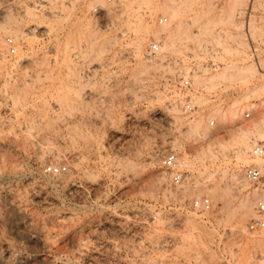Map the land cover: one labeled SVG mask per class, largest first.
<instances>
[{
  "label": "rangeland",
  "instance_id": "rangeland-1",
  "mask_svg": "<svg viewBox=\"0 0 264 264\" xmlns=\"http://www.w3.org/2000/svg\"><path fill=\"white\" fill-rule=\"evenodd\" d=\"M250 7L256 12L252 36L264 42V0H0V167L6 177L0 264L98 262L103 229L125 226L126 215L148 204L191 202L198 196L185 197L183 187L197 179L221 181L226 198L202 195L213 206L191 249L184 238L192 212L181 222L160 217L151 224L158 240L166 233L176 239L172 263L264 264V229H250L258 218L255 190L262 196L264 183L244 188L233 181L238 133L254 128L251 141L264 140V72L250 59L242 20ZM161 38L169 43L164 54L150 56L152 43L163 47ZM212 57L223 65L206 75L202 65ZM187 65L209 87L191 76V91H180ZM192 92L205 99L194 116L182 108L185 96L195 98ZM198 120L200 133H192L190 122ZM251 149L246 158L252 159ZM172 151L193 165L178 166L184 183L176 189L162 165ZM51 162L67 164L69 171L47 175ZM244 197L255 201L248 232L238 223L246 215L239 205ZM149 229L139 222L145 241ZM151 262L145 257L141 264Z\"/></svg>",
  "mask_w": 264,
  "mask_h": 264
},
{
  "label": "built area",
  "instance_id": "built-area-1",
  "mask_svg": "<svg viewBox=\"0 0 264 264\" xmlns=\"http://www.w3.org/2000/svg\"><path fill=\"white\" fill-rule=\"evenodd\" d=\"M255 13L254 8L249 9L242 20L250 44V59L256 63L259 70L262 67L259 50L264 46V42L262 40L256 41L252 36L251 20L255 17ZM161 22H167V18H162ZM8 44L14 53V39L9 38ZM160 48L159 42L152 43L149 47L150 56H155L160 51ZM222 65L221 62L212 57L202 65V69L206 75H210L219 71ZM259 71L263 72L262 70ZM191 74L193 73L181 75L179 88L183 93L191 91L193 87ZM182 102L184 112L190 116H194L201 109V106L189 94L183 98ZM245 116L246 118H252L251 112H246ZM209 123L212 127L216 126V119L211 117ZM250 155L254 158L264 156V140L253 144ZM177 161L178 154L174 151L165 154L162 160L163 170L171 176L173 189L184 183V173L177 169ZM68 171L69 166L65 163L51 162L44 167V173L51 176H59ZM245 173L252 186L259 188L264 183V165H249L245 168ZM5 180L6 177L0 167V194H2ZM212 206V201L207 196L196 197L191 202H184L183 204L174 202L169 205H163L156 202L145 205L140 210L135 211L136 213L133 212L132 215H126L127 217L123 221L125 226L110 224V226L103 229L97 248L99 260L97 262L95 259L90 258V264H141L145 257L153 258V262L150 264H174L169 257H171L170 250L174 247L176 239L170 233H166L158 240L160 233L156 232L151 224H154L160 217L166 220L177 219V221L181 222L188 216V213L208 212L212 210ZM257 213L258 218L250 223L252 231L264 229V196L257 201ZM140 221H143L150 228L148 233L151 237L148 241H145L146 237L140 233ZM141 243H144L143 245L146 249L141 247ZM161 256H165L166 259H162ZM178 264H185V260H179Z\"/></svg>",
  "mask_w": 264,
  "mask_h": 264
},
{
  "label": "bare ground",
  "instance_id": "bare-ground-1",
  "mask_svg": "<svg viewBox=\"0 0 264 264\" xmlns=\"http://www.w3.org/2000/svg\"><path fill=\"white\" fill-rule=\"evenodd\" d=\"M241 3H245L246 1L245 0H239ZM253 1V0H252ZM255 4V3H254ZM251 6H252V3H251ZM250 9H251V7H250ZM34 14V13H33ZM171 19V18H170ZM170 21V20H169ZM170 23V22H169ZM164 29L166 28V27H163ZM163 28H161V31L162 30H164ZM168 28V27H167ZM160 29V28H159ZM157 30V32H156V35L158 34V33H160V30H158V28L156 29ZM159 31V32H158ZM165 32H166V30H164ZM164 31L162 32V34H160L161 35V37H166V34L164 33ZM154 34V33H153ZM168 34V33H167ZM20 40L21 39H23V37H24V34H22V33H19V32H16V34H15ZM155 35V36H156ZM159 36V35H158ZM158 36H156V37H158ZM168 36V35H167ZM174 37V36H173ZM25 39H26V37H24ZM163 38H161V43H162V45H163V47H161V49H160V51L157 53L158 55H159V53L161 54L162 52H163V54H164V49H166L167 48V46H168V44L163 40ZM160 39V38H159ZM168 40H169V38H168ZM167 40V41H168ZM187 40H188V38H187ZM22 41V40H21ZM2 45H3V43H2ZM4 46V45H3ZM19 46V54H18V57L19 58H21L22 56H23V48H22V46L19 44L18 45ZM163 48V49H162ZM16 50V49H15ZM3 56H7V53L6 52H3ZM155 57V56H154ZM18 59V58H17ZM154 60V59H153ZM18 62V61H17ZM153 65V63L151 64V66ZM260 68V67H259ZM191 69V67H189L188 65L187 66H184V67H182V70H181V72H180V76L181 75H185V74H189L190 73V70ZM194 69L192 68V73L193 74H191V76H193V79L196 81V82H199L200 81V79H199V74H201V73H199V72H197V71H193ZM259 70H262L263 72H264V69L261 67V69H259ZM196 73V74H195ZM178 76V75H177ZM179 76V77H180ZM198 76V77H197ZM202 76V75H201ZM200 76V77H201ZM178 77V78H179ZM199 79V81H198V79ZM203 81V80H202ZM199 83H201L202 85H203V83L202 82H199ZM200 84V85H201ZM206 84V83H205ZM203 85V88H207V87H209V86H206V85ZM196 87H198V85L196 86ZM197 90V89H196ZM195 91V90H194ZM193 93V92H192ZM194 95L196 94V92L195 93H193ZM198 95V94H197ZM197 95H195V98H194V100H195V102L199 105V106H201L200 104H203L204 105V103H205V99L203 100V99H201V97L200 98H197L196 96ZM203 95V94H202ZM199 96V95H198ZM193 98V97H192ZM177 110H179V109H177L176 108V111ZM178 112V111H177ZM213 115H214V117H217V114H214L213 113ZM193 122V121H192ZM192 122H190V124L191 125H189L190 127V131L192 132V133H196V134H198V133H200V129H201V120H198V121H196V122H194V123H192ZM260 130V133H261V135H262V137H264V130H262V129H259ZM211 130L209 129V127H207L206 129H205V134H208L209 132H210ZM254 132H255V130H254V128H249L248 130H245V131H242L241 133H238V135H237V137H236V139H235V144H236V147H237V149H238V151H237V155H236V158H237V160H238V168H239V170H238V173H234L233 174V181L235 182V184L237 183L238 185H240V187H247L250 183H249V180H248V178H247V176H246V173H242V174H239V172L241 171L242 172V170H241V167H242V165H264V156L263 157H256V158H254V157H252V159H249V158H246L245 157V152H246V150L247 149H249V148H251L252 146H253V143H257L258 142V140H254V141H251V136L254 134ZM202 135V134H201ZM157 153V152H156ZM60 155V154H59ZM157 155H155L154 157H156ZM60 157V156H59ZM157 158H158V156L156 157V159L155 160H157ZM159 160V159H158ZM157 160V161H158ZM160 162V161H159ZM183 167V168H193L192 166V163H191V161L189 160V158H188V156L187 155H184L183 157L182 156H180L179 154H178V161H177V169L179 170V167ZM179 171H181V170H179ZM182 172V171H181ZM240 172V173H241ZM245 172V171H244ZM165 178L166 177H161V181H165ZM74 178H72L71 176L68 178V180L67 181H70V180H73ZM160 181V182H161ZM184 189H183V191H182V195L184 194V196L185 195H197L198 197H200V196H202L204 193H206V194H208V195H210V197H212V198H214V199H218V198H221L222 200L223 199H225L226 198V192H225V190H224V187L222 186V183H221V181H216V180H214L213 182H211V183H208L207 184V182L206 181H204V182H202L201 180H199V179H197V180H195L194 182H192L191 184L190 183H188V181L185 183V186L183 187ZM256 188V187H255ZM256 192V194L258 195V198L259 197H262V196H264L263 194H264V192H263V194H262V196L261 195H259L258 193H257V190H255ZM176 193L177 192H174V194L176 195ZM177 196V195H176ZM187 196V197H188ZM186 197V196H185ZM258 198H257V200H258ZM242 199V198H241ZM253 202H255V201H253V199L250 197H244L243 199H242V201H241V204H239V205H241V207L244 209V214L246 213V215H242V213H241V216H243L242 218H240V220H239V226H240V228H242L243 229V231H245V232H248L249 230H248V228H247V226H246V221L247 220H249V216L251 215V213L253 214L254 212H255V210H254V208H253ZM227 204V203H226ZM226 206V205H225ZM224 205L222 206V208L223 209H225L226 207H225ZM225 207V208H224ZM239 208H240V206H239ZM241 209V208H240ZM194 214V216H191V217H189V218H187V220H186V222H185V225H186V236H185V238H184V244L186 245V247H188V248H193V246L195 245V244H193V242H192V240H194V238L196 237V233H197V229L199 228V226H200V224L203 222V223H208L209 221H208V219L210 218L209 216H210V212L208 211V212H206V213H204V214H200V215H198V214H196V213H193ZM238 214V213H237ZM231 215V214H230ZM235 215V214H234ZM240 215V214H239ZM198 219H197V218ZM231 217V216H230ZM231 218H233V217H231ZM238 218V217H237ZM196 219V220H195ZM229 222L231 221V220H228ZM221 225H222V223H221V221H219L218 222V226H212V227H214L213 228V230L214 231H218L219 229H220V227H221ZM225 225V223L223 224V226ZM233 230V229H232ZM199 259V258H198ZM202 263V262H201ZM204 264V263H203Z\"/></svg>",
  "mask_w": 264,
  "mask_h": 264
}]
</instances>
